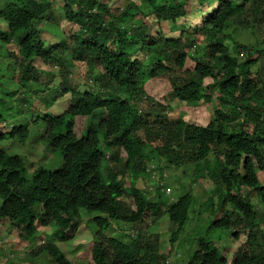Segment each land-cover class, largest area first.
<instances>
[{
	"label": "trees",
	"instance_id": "obj_1",
	"mask_svg": "<svg viewBox=\"0 0 264 264\" xmlns=\"http://www.w3.org/2000/svg\"><path fill=\"white\" fill-rule=\"evenodd\" d=\"M112 1L61 0L63 21L77 27L65 32L52 0H2L0 109L11 108L6 104L21 93L19 102L30 107L31 96L43 93L51 94L46 106L64 96L70 103L56 116L32 117V130L1 128L0 143L24 145L36 137L47 158L50 152L58 156L59 166L44 168V156L28 176L24 156L0 149V226L23 243L45 227L67 242L81 210L98 213L102 217L94 218L97 229L87 249L92 264H167L170 253L162 251L151 228L167 216L170 244L177 242L194 200L180 181L189 172L193 183L213 184L202 203L209 230L246 240L228 261L230 253L199 238L186 264H264V243L255 244L258 234L264 241V230L257 228L264 225V90L254 99L251 74L259 57L244 55L227 34L233 18L264 15V0H121L113 10ZM192 11L199 13L195 28L182 23ZM149 18L157 27L153 34ZM44 24L56 43L41 37ZM76 66L86 83H74ZM161 79L170 86L165 104L145 89ZM171 101L188 108L212 101L214 111L206 124H190L172 118ZM75 118L95 124L78 137ZM150 167L161 181L166 170H183L176 179L189 192L165 201L167 187L160 183L150 199L143 187L155 178ZM110 221L122 223L127 243L105 235ZM23 254L28 264L41 255L71 264L45 240Z\"/></svg>",
	"mask_w": 264,
	"mask_h": 264
},
{
	"label": "rangeland",
	"instance_id": "obj_2",
	"mask_svg": "<svg viewBox=\"0 0 264 264\" xmlns=\"http://www.w3.org/2000/svg\"><path fill=\"white\" fill-rule=\"evenodd\" d=\"M53 6L52 10L55 16L57 17L58 25L60 29L65 32L77 30L76 26L70 25L68 22L63 21L60 7L63 5L61 0H52ZM121 0H113L111 2V6L113 7H121L119 4ZM135 1V0H134ZM239 1V0H238ZM137 3V2H136ZM2 0H0V9L2 7ZM121 9V8H119ZM199 13L192 11L188 16L183 20V24L186 27H197L199 25V19H197ZM152 28L151 33H155L157 31V27L155 21L152 18L148 19ZM0 25L2 23L0 22ZM231 27L228 28L227 34L231 36V38L242 45L244 55L249 56H258L259 59L254 66L251 67V74L256 78L255 86L256 88L253 90L256 92L254 95V99L259 97V94L264 90V15L253 16L252 14H243L240 17L233 18L231 21ZM49 24H44V32L42 33V38L48 43H56L58 38L51 32L48 28ZM164 33H167L168 28L163 24L161 27ZM10 46H7L6 49H10ZM44 71L45 68L41 65H38ZM193 64L187 63V69H192ZM79 66L74 71V75L76 78L73 80L76 84L86 83L85 76L83 73L77 72L79 70ZM58 68L55 69L56 74H58ZM81 71V69H80ZM79 73V75L77 74ZM73 75V77H74ZM58 77V76H57ZM254 78V79H255ZM58 83V81L56 82ZM149 86L145 87L149 96L154 98L158 102L166 103L167 102V93L169 92V83L165 80H156L151 81ZM13 98L9 104H6L5 107H11L8 110L0 109V131L1 128L7 127V131H10L14 126H26L33 129L32 117L33 121L35 116H43V114L48 113L51 116H56L60 114L63 110H65L69 106V99L67 96L59 97L52 104L47 105L45 103V98H51V94L43 93L41 95H32L31 99L34 100V104L32 107L28 105V103H21L19 99L24 98V94H19ZM260 99V98H259ZM213 101V100H212ZM208 102L204 105H198L194 108H188L184 104L178 103L176 101H171L169 103L172 108V118H180L187 121L190 124H206L209 120V117L212 116L214 111V103ZM256 102L254 101V104ZM25 104V105H23ZM171 118V119H172ZM100 118H95V122H97ZM168 118V121H171ZM95 122L93 124H95ZM233 123H236L234 121ZM91 124V120L89 118H75L73 131L75 135L78 137L87 131V128L93 126ZM9 140H6L4 143H0V149L5 147V151L11 154H20L25 158V165L27 167L28 176L32 173L37 167V163L40 162L41 158H43L42 166H45L46 169H56L59 166V163H56L59 158L54 153L47 158L49 153H45L41 151L42 147L38 143L36 137H30L26 143L23 145L21 143L8 144ZM10 145V146H9ZM49 152V151H48ZM55 160H52L54 159ZM51 160L55 163H51ZM24 161V160H23ZM52 164V165H51ZM152 178L150 181H145L143 187H147L149 189V198L154 199V190L157 185L160 183L164 184V187H167L164 192V200L168 201V198L171 201H176L179 197L189 192L186 188H180V184L176 179V176L181 175L183 170H166L163 173V179L161 181L158 178L159 171L150 167ZM189 173V172H188ZM186 173V176L180 177V181L185 182V185L188 186L190 190H192L191 194L193 196V205L189 213V221L185 224L183 231L178 236L177 242L174 244H170V230L168 226L167 216L161 217L159 223L151 228L152 233L157 234L159 237V244L162 248V251L165 253H170L168 257H166L167 264H186L189 256L194 252L196 247V241L199 238H208L214 242L216 247L223 253L230 255L227 257L228 261L231 256L237 251L239 247H244L246 237L245 235H240L239 239H233L231 236H227V233L224 231L218 230H209V217L202 210V203L206 201L213 190V184L207 180L203 179L196 183H193V173ZM151 183V185L149 184ZM146 188V189H147ZM254 203H257V200H254ZM102 217V215L98 213H87L84 210L80 211V221L74 231V238L67 242H59L56 240V236H54V228L45 227V233L38 229L35 237L32 239L30 243H23L18 241L15 235L7 234V231L4 226H0V264H28L23 261L25 258L23 254V250L31 249L36 243H39L40 240H45L47 242H53L58 246V248L64 253L66 258L70 261L71 264H92L87 249L90 246V242L92 240V235L97 229V225L94 222L95 217ZM148 226H150L148 224ZM257 228L259 230H264V225L258 224ZM145 226L143 227V230ZM53 232V235H52ZM105 235L122 241L123 243H127L129 238H125L126 234L124 230V226L121 222L110 221V224L104 231ZM263 237L258 234L255 239V244L261 245L263 244ZM35 264H55L53 263L46 255H41L38 259H36Z\"/></svg>",
	"mask_w": 264,
	"mask_h": 264
},
{
	"label": "clouds",
	"instance_id": "obj_3",
	"mask_svg": "<svg viewBox=\"0 0 264 264\" xmlns=\"http://www.w3.org/2000/svg\"><path fill=\"white\" fill-rule=\"evenodd\" d=\"M195 28V27H194ZM195 36V35H194ZM166 263H168V262H166Z\"/></svg>",
	"mask_w": 264,
	"mask_h": 264
}]
</instances>
